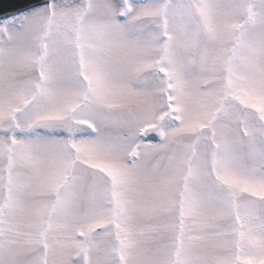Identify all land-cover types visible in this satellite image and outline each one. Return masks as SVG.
<instances>
[{
  "label": "snow or ice",
  "instance_id": "obj_1",
  "mask_svg": "<svg viewBox=\"0 0 264 264\" xmlns=\"http://www.w3.org/2000/svg\"><path fill=\"white\" fill-rule=\"evenodd\" d=\"M0 264H264V0L0 15Z\"/></svg>",
  "mask_w": 264,
  "mask_h": 264
},
{
  "label": "water",
  "instance_id": "obj_2",
  "mask_svg": "<svg viewBox=\"0 0 264 264\" xmlns=\"http://www.w3.org/2000/svg\"><path fill=\"white\" fill-rule=\"evenodd\" d=\"M24 0H0V13L19 8Z\"/></svg>",
  "mask_w": 264,
  "mask_h": 264
}]
</instances>
